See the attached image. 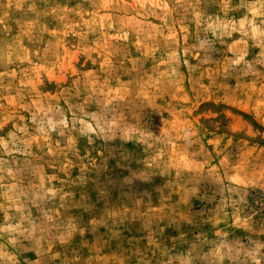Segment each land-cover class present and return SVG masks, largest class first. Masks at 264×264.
I'll return each instance as SVG.
<instances>
[{"label":"rangeland","instance_id":"obj_1","mask_svg":"<svg viewBox=\"0 0 264 264\" xmlns=\"http://www.w3.org/2000/svg\"><path fill=\"white\" fill-rule=\"evenodd\" d=\"M264 0H0V264H264Z\"/></svg>","mask_w":264,"mask_h":264},{"label":"built area","instance_id":"obj_2","mask_svg":"<svg viewBox=\"0 0 264 264\" xmlns=\"http://www.w3.org/2000/svg\"><path fill=\"white\" fill-rule=\"evenodd\" d=\"M260 200H263V205L262 206L264 208V196H262V194L257 193V192L252 195V202L255 205H257V204L260 205Z\"/></svg>","mask_w":264,"mask_h":264}]
</instances>
